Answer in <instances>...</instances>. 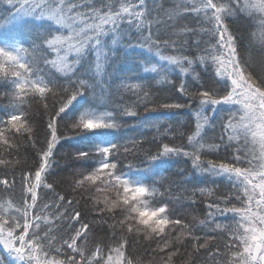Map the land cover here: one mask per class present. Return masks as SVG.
<instances>
[{
    "label": "snow or ice",
    "instance_id": "6c2138e0",
    "mask_svg": "<svg viewBox=\"0 0 264 264\" xmlns=\"http://www.w3.org/2000/svg\"><path fill=\"white\" fill-rule=\"evenodd\" d=\"M0 264H264V0H0Z\"/></svg>",
    "mask_w": 264,
    "mask_h": 264
},
{
    "label": "trees",
    "instance_id": "16d2710c",
    "mask_svg": "<svg viewBox=\"0 0 264 264\" xmlns=\"http://www.w3.org/2000/svg\"><path fill=\"white\" fill-rule=\"evenodd\" d=\"M185 171V172H190V165L185 164L184 161L182 160H178L174 163L172 169L170 170L171 172H181V171ZM170 173H165L164 175L167 176Z\"/></svg>",
    "mask_w": 264,
    "mask_h": 264
}]
</instances>
